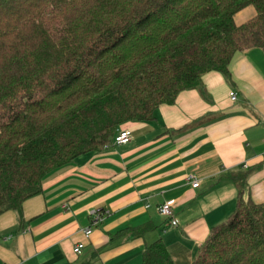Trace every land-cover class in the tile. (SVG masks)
Returning <instances> with one entry per match:
<instances>
[{
	"label": "trees",
	"instance_id": "16d2710c",
	"mask_svg": "<svg viewBox=\"0 0 264 264\" xmlns=\"http://www.w3.org/2000/svg\"><path fill=\"white\" fill-rule=\"evenodd\" d=\"M252 48L264 49V0H0V214H22L48 175L110 145L124 123L154 120L206 72L233 84L236 54ZM263 162L223 174L235 209L190 264H264V203L244 196ZM142 264L176 263L159 238Z\"/></svg>",
	"mask_w": 264,
	"mask_h": 264
},
{
	"label": "crops",
	"instance_id": "0c3cea01",
	"mask_svg": "<svg viewBox=\"0 0 264 264\" xmlns=\"http://www.w3.org/2000/svg\"><path fill=\"white\" fill-rule=\"evenodd\" d=\"M231 71L233 84L220 71L206 72L201 88L160 105L154 120L121 125L130 131L128 143L78 157L44 179L22 214H0V264H142L146 245L159 238L176 264H190L211 228L235 209L238 189L223 174L264 161V49L237 53ZM244 196L264 203V162L249 176ZM168 199L177 225L158 211ZM93 208L108 212L95 225ZM124 228L131 230L118 233Z\"/></svg>",
	"mask_w": 264,
	"mask_h": 264
},
{
	"label": "built area",
	"instance_id": "2783aa9c",
	"mask_svg": "<svg viewBox=\"0 0 264 264\" xmlns=\"http://www.w3.org/2000/svg\"><path fill=\"white\" fill-rule=\"evenodd\" d=\"M237 97H238L237 91L231 90L230 91V98L232 100H236ZM130 139H131L130 131L127 128L120 127L117 130V133H116V135H115V137H114V139L110 145L126 144L130 141ZM189 179L192 182L193 186H195V187L199 186L200 181L195 176L190 175ZM172 204H173L172 199L165 200L163 203H161L158 206V211L162 216L170 219L172 224L177 225L178 219L175 216V212H174ZM107 214H108V212L102 211V210L97 209V208L91 209L90 210V218H91L92 225L97 224V222L101 221ZM91 232H92L91 226H88L84 229V234L86 236H88ZM83 246H84L83 242H78L76 244V246L74 247V251L76 253H80Z\"/></svg>",
	"mask_w": 264,
	"mask_h": 264
},
{
	"label": "rangeland",
	"instance_id": "374dc122",
	"mask_svg": "<svg viewBox=\"0 0 264 264\" xmlns=\"http://www.w3.org/2000/svg\"><path fill=\"white\" fill-rule=\"evenodd\" d=\"M248 8L254 10V14H255V9H254V7L250 6V7H248ZM249 9L246 8V9H244L243 11H241V13H240V12L237 13V14L234 16V20H235V22H236V23H242V22L246 21L247 19H249L251 16H246V12H247V10H249Z\"/></svg>",
	"mask_w": 264,
	"mask_h": 264
}]
</instances>
